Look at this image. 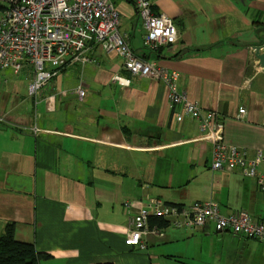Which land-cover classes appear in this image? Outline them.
Instances as JSON below:
<instances>
[{
	"label": "crops",
	"instance_id": "crops-1",
	"mask_svg": "<svg viewBox=\"0 0 264 264\" xmlns=\"http://www.w3.org/2000/svg\"><path fill=\"white\" fill-rule=\"evenodd\" d=\"M135 54L178 75L177 89L219 114L225 141L264 155V0H151L171 18L176 44L150 52L131 0H111ZM87 63L58 71L30 96V67L0 69V235L48 257L40 264H264V242L203 227L161 228L145 250L128 242L125 202H217L264 223V188L240 169H213L200 124L172 106L162 82L132 77L124 59L92 44ZM117 75L129 87L114 83ZM85 90L80 98L77 90ZM246 110L240 118V109ZM264 178V162L257 170Z\"/></svg>",
	"mask_w": 264,
	"mask_h": 264
},
{
	"label": "built area",
	"instance_id": "built-area-1",
	"mask_svg": "<svg viewBox=\"0 0 264 264\" xmlns=\"http://www.w3.org/2000/svg\"><path fill=\"white\" fill-rule=\"evenodd\" d=\"M146 34L144 46L150 52L176 44L180 37L171 18L156 13L151 0H131ZM122 18L111 0H0V69H11L16 74L28 67L34 70L29 85L30 96H37L51 84L58 71L87 63V52L92 44H99L106 53H116L124 59V69L132 77L162 82L169 88L172 106H180L184 116L198 120L200 140L213 146V169H240L247 178L257 179L264 188V178L257 170L264 162L258 151L249 158L247 153L225 141L224 126L214 112H203L199 103L177 89L178 75L168 73L157 64L139 58L121 31ZM113 82L129 87L131 80L120 75ZM80 98L86 96L79 88ZM240 118L246 115L240 109ZM131 213L128 242L142 250L147 248L150 235L163 236V230L152 226L151 218H159L175 228L203 227L214 223L219 232L229 231L237 236L264 242V223L254 220L247 212L224 216L217 202H198L189 207L168 205L161 199L125 202Z\"/></svg>",
	"mask_w": 264,
	"mask_h": 264
},
{
	"label": "trees",
	"instance_id": "trees-1",
	"mask_svg": "<svg viewBox=\"0 0 264 264\" xmlns=\"http://www.w3.org/2000/svg\"><path fill=\"white\" fill-rule=\"evenodd\" d=\"M150 223L158 224L161 228L168 226L166 221L155 217L151 218ZM47 257L39 253L34 244L17 240L14 224H9L0 235V264H40Z\"/></svg>",
	"mask_w": 264,
	"mask_h": 264
},
{
	"label": "water",
	"instance_id": "water-1",
	"mask_svg": "<svg viewBox=\"0 0 264 264\" xmlns=\"http://www.w3.org/2000/svg\"><path fill=\"white\" fill-rule=\"evenodd\" d=\"M254 56L260 61V65L264 68V46H256L254 48Z\"/></svg>",
	"mask_w": 264,
	"mask_h": 264
},
{
	"label": "rangeland",
	"instance_id": "rangeland-1",
	"mask_svg": "<svg viewBox=\"0 0 264 264\" xmlns=\"http://www.w3.org/2000/svg\"><path fill=\"white\" fill-rule=\"evenodd\" d=\"M214 113H216V112H214ZM216 115H219L218 113H216ZM198 121V120H197Z\"/></svg>",
	"mask_w": 264,
	"mask_h": 264
}]
</instances>
